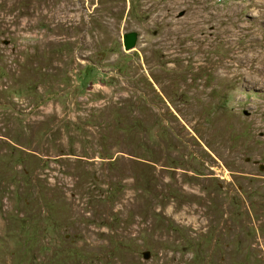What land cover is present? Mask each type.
I'll return each instance as SVG.
<instances>
[{
	"label": "rangeland",
	"instance_id": "obj_1",
	"mask_svg": "<svg viewBox=\"0 0 264 264\" xmlns=\"http://www.w3.org/2000/svg\"><path fill=\"white\" fill-rule=\"evenodd\" d=\"M0 264H264V0H0Z\"/></svg>",
	"mask_w": 264,
	"mask_h": 264
},
{
	"label": "water",
	"instance_id": "obj_2",
	"mask_svg": "<svg viewBox=\"0 0 264 264\" xmlns=\"http://www.w3.org/2000/svg\"><path fill=\"white\" fill-rule=\"evenodd\" d=\"M138 41V34L136 32L127 33L123 36V47L126 52L133 50Z\"/></svg>",
	"mask_w": 264,
	"mask_h": 264
}]
</instances>
